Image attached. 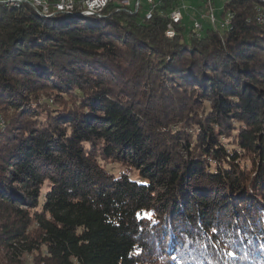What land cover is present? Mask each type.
<instances>
[{"label": "trees", "instance_id": "16d2710c", "mask_svg": "<svg viewBox=\"0 0 264 264\" xmlns=\"http://www.w3.org/2000/svg\"><path fill=\"white\" fill-rule=\"evenodd\" d=\"M257 3H226L228 30L185 36L183 23L174 38L166 17L112 3L102 18L57 20L0 4L10 262L264 264Z\"/></svg>", "mask_w": 264, "mask_h": 264}, {"label": "water", "instance_id": "95a60500", "mask_svg": "<svg viewBox=\"0 0 264 264\" xmlns=\"http://www.w3.org/2000/svg\"><path fill=\"white\" fill-rule=\"evenodd\" d=\"M23 3L29 4L32 6L40 7L44 9L43 7L48 8L49 10L52 11L49 12L52 14V16H73L74 14L80 12L81 14H86V15H93L96 17H101L104 15L105 9L109 6V4H113V7L116 12H128L130 14H139L143 18V20H151L154 18V15L156 13L160 14L163 17L167 18V24H166V29H165V36L167 38H174L178 34V26H181L184 22V15L183 12L184 10H187L188 7L187 5L180 6V0H161L162 4L153 11L152 17L150 19L146 18L144 13L141 14L142 11H140V8H137V3L142 5L146 0H131L130 5L126 6L121 3V0H109L107 4L104 6V8L101 9H96L94 12H87V5L84 3L83 0H22ZM214 1L215 0H204L203 2V7L205 8L206 12H202L201 10L199 11L200 17L202 18H208L212 23H216L219 25L220 24H225L228 20L234 19L235 14L232 11H226L224 15L221 14V20H218L215 15V8H214ZM230 1V0H229ZM228 1V2H229ZM227 2V3H228ZM264 6V0H258V3L255 6V15H254V20L255 16H257L258 24L264 25V11H261L259 8L261 6ZM225 6V5H224ZM179 11L181 13V20L178 23H174L171 15L174 12ZM223 11H225L223 9ZM222 11V12H223ZM140 12V13H139ZM221 12V13H222ZM55 14V15H54ZM198 22L201 24V28L204 27V25L199 22V20L196 18L193 19V27L195 26V23ZM172 24L174 28V36H170L167 33L168 26ZM195 29V27H194Z\"/></svg>", "mask_w": 264, "mask_h": 264}, {"label": "rangeland", "instance_id": "374dc122", "mask_svg": "<svg viewBox=\"0 0 264 264\" xmlns=\"http://www.w3.org/2000/svg\"><path fill=\"white\" fill-rule=\"evenodd\" d=\"M229 0H215L214 1V8H215V15H216V18L218 20H221V12L223 11L224 9V5L228 2ZM203 2L204 0H180V6H183V5H187L188 7H191V8H188L187 10H184L182 11L183 12V15L185 17L184 19V22H185V25H186V31H184V35L187 36V33L189 31V29H191V27L193 26V19L197 18L199 20V22H201L204 27L200 28V29H194L195 32L197 33V35L200 37L202 36L205 28L207 27H212V28H221V29H230L232 27V24H233V19L230 20V25H223V24H213L212 22H209L210 20L208 18H202L200 17V13L199 11L201 10L202 12H206L205 11V8L203 7ZM4 6V5H2ZM23 6H29L30 8H32V10L35 12V14L41 18L42 20H57L59 18H62V16H52V11L49 10V12H43V9L40 8V7H36V6H32V5H29V4H25V3H20L19 5H5V7H16V8H20V7H23ZM261 6L259 9H264V6H262L261 4L259 5ZM148 5L146 4V2H144L141 7H140V11L141 14L144 13L145 10H147L148 8ZM45 11V10H44ZM80 12L76 13V15L74 14L73 16H66V17H63V18H66V19H69V18H74V19H80L81 16H84L85 18H89V19H93V18H102L104 17L101 16V17H96V16H93V15H79ZM140 13V12H139ZM55 15V14H54ZM80 16V17H79ZM258 18L257 16H255V21L258 22ZM182 38V37H181ZM3 87L0 86V91H2ZM49 100L51 102H54V99L52 96L49 97ZM55 103V102H54ZM5 125V116H3L2 114H0V129L2 127H4ZM44 253L43 251H40V252H33V253H28V254H25L23 256V258L21 259V263H12L10 262V259H7L6 257V250L2 248V245L0 244V264H44L42 262V257H43Z\"/></svg>", "mask_w": 264, "mask_h": 264}, {"label": "built area", "instance_id": "2783aa9c", "mask_svg": "<svg viewBox=\"0 0 264 264\" xmlns=\"http://www.w3.org/2000/svg\"><path fill=\"white\" fill-rule=\"evenodd\" d=\"M18 1L23 2L22 0H18ZM83 1L87 5V8H88L87 10H89L87 12L90 13V12H94L96 9L104 8V6L107 4V2L109 0H83ZM130 2H131V0H121V3L123 5H126V6L130 5ZM146 4L148 5V7H147L148 9L144 11V15L146 18L150 19L152 17L153 11L155 9H157L162 4V2H161V0H146ZM137 6H138L137 8L141 7V5L139 3H137ZM43 8H44L43 12H49L48 8H46V7H43ZM181 17H182L181 13L179 11L174 12L171 15V18H172L174 23H178L181 20ZM228 21L224 25H228ZM194 27H195V29H200L201 24L196 22ZM174 31L175 30H174L172 24H170L168 26L167 33L170 36H174L175 35Z\"/></svg>", "mask_w": 264, "mask_h": 264}, {"label": "bare ground", "instance_id": "6f19581e", "mask_svg": "<svg viewBox=\"0 0 264 264\" xmlns=\"http://www.w3.org/2000/svg\"><path fill=\"white\" fill-rule=\"evenodd\" d=\"M20 3H23L21 1H18V0H0V4H4V5H19ZM263 11V10H261ZM81 14V13H79ZM81 15H86V14H81ZM231 20V19H230ZM230 20L228 21V26L230 25ZM213 24H216V23H213Z\"/></svg>", "mask_w": 264, "mask_h": 264}]
</instances>
